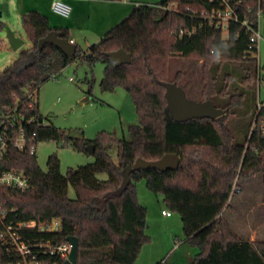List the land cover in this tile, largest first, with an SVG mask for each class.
Masks as SVG:
<instances>
[{"label":"trees","instance_id":"obj_1","mask_svg":"<svg viewBox=\"0 0 264 264\" xmlns=\"http://www.w3.org/2000/svg\"><path fill=\"white\" fill-rule=\"evenodd\" d=\"M229 3L235 18L226 30L210 19L212 10L223 8L221 0L136 4L87 51L77 45L74 56H67L53 44L40 51L39 40L50 31L60 30L69 39L70 32L66 27L51 25L48 16L38 10L22 13V28L31 45L22 48L16 60L0 71V128L7 114L18 111L25 114L26 134L36 132L37 144L46 140L71 143L84 153H89L87 146L93 144L95 160L69 167L63 173L61 159L53 152L47 170H43L36 153L10 145L0 158V173L23 170L30 184L26 189L0 184V264H62L65 258L51 250L69 244V236L78 238V264H135L143 246L152 239L146 233V208L137 197V184L142 179L153 193L163 196L171 212L181 215L186 241L198 248L191 264H264V240L244 241L222 216L236 177L264 170V139L257 129L252 130L254 118L244 142H237L227 114L243 102L241 87L234 78H240L243 84L256 76L262 80L254 55L258 49L249 46L252 30L259 27V15L264 14V0ZM5 24L0 20V30ZM182 29L190 33L180 35ZM119 48L131 53L130 64L116 66L106 55ZM175 56L189 58L195 64L203 59L201 101L212 100L226 114L188 121L171 118L163 82L180 85L185 74L179 70L174 79H169L170 60ZM81 59L91 66L96 60L104 63L100 81L103 91L123 86L130 94L137 122L129 124L121 138L106 131L94 139L75 138L49 123L40 111L41 85ZM239 61H250L255 73L233 65ZM29 118L33 121L28 122ZM113 149L117 151L116 160ZM166 153L180 157L178 170H133L130 181L123 184L124 169L137 158L155 160ZM100 173H106L107 180L100 179ZM70 186L75 190L74 198L69 196ZM54 218L60 219V229H39ZM32 221L38 227L20 229L21 238L33 251L24 258L1 233L8 225Z\"/></svg>","mask_w":264,"mask_h":264},{"label":"rangeland","instance_id":"obj_2","mask_svg":"<svg viewBox=\"0 0 264 264\" xmlns=\"http://www.w3.org/2000/svg\"><path fill=\"white\" fill-rule=\"evenodd\" d=\"M6 1L12 4L11 24H16L15 29L19 33L23 25L21 24V11L19 10V1L21 0H1L0 4ZM141 1L157 4L163 0ZM30 2L32 1L24 0V4ZM43 12L52 21L57 19L61 23L73 18V16L65 18L52 13V11ZM260 14L259 30L262 39L258 41L257 58L260 65L258 74L261 75L262 80L256 76L250 83L243 84L240 78L233 79L238 87H241L239 91L243 93V102L235 107L233 113H227L230 118L228 120L229 126L237 142H244L252 118H254L258 97L264 98V14ZM79 17L78 19H87L85 12L80 14ZM0 32L2 34L5 31L0 30ZM223 36L226 37V34L224 33ZM80 48H82V45ZM17 56L18 54L6 42V45L0 49V58H6L2 62L0 61V70H4L11 62L16 60ZM88 62L81 59L70 63L60 71L57 78L49 79L41 85L38 92L40 111L49 123H53L72 137L94 139L100 132L106 131L121 138L127 134L129 124L137 122L136 106L123 86H118L113 91H103L100 87V81L104 75V63L101 60H96L94 65L91 66ZM170 64L169 79H174L179 70L184 71L185 74L180 80V85L185 89L189 98L201 101L203 84L201 67L203 66V59L195 64L189 58L175 56L171 58ZM233 65L240 66L245 71L250 69L255 73V68L250 61L233 62ZM233 72L235 76H239L238 72ZM71 78L74 79L71 80ZM37 147V159L43 170H47V160L53 152H57L61 159V171L63 173H66L69 167L90 164L95 160L93 154L78 151L71 143L62 145L54 140H46L40 141ZM111 154L116 160V149H113ZM98 177L107 180L108 175L100 173ZM137 185L138 200L147 211L146 233L153 232L157 228L160 229L156 233L159 238L154 237L156 238L154 243L150 241L147 243L148 246L145 244L144 255L147 254L150 261H159V264H191L198 248L186 241L181 215L172 211L171 220H164L162 209H168V207L163 200V196L153 193L147 187L145 179L139 181ZM69 196L71 198L76 197L72 186L69 187ZM227 205L222 212L227 224L229 223L241 237L245 238L251 226H257L256 223L259 221L261 223L259 228L260 238L264 240V170L243 178L237 176ZM168 222L173 234L170 240L167 237L169 234L168 229H170L168 228ZM161 227H163L165 233L163 234L164 237L160 234ZM176 237L178 238L177 241L174 240ZM142 262L147 264L144 260Z\"/></svg>","mask_w":264,"mask_h":264},{"label":"built area","instance_id":"obj_3","mask_svg":"<svg viewBox=\"0 0 264 264\" xmlns=\"http://www.w3.org/2000/svg\"><path fill=\"white\" fill-rule=\"evenodd\" d=\"M223 8L214 9L211 12L210 19L211 22L215 23L217 26L222 27L223 29L228 28L229 21L232 18H235V11L230 5V0H221ZM173 4L169 6L171 8ZM72 6L66 0H52L51 10L62 17H70L72 13ZM186 32L185 29L180 30V35H184ZM262 39L261 32L259 27L252 30L251 35V46L250 49L256 47L258 49V41ZM71 42H74L71 40ZM259 50V49H258ZM255 56L257 57V52ZM261 77V75H260ZM74 78H71V80ZM18 111H12L5 117L4 126L0 128V158H3L9 147L15 146V148L20 151H29L31 154L36 153L37 142L35 141L36 132H33L32 135L28 136L23 125V120L26 118L23 113H16ZM28 122H32L33 118H29ZM42 125H46V121L42 120ZM17 125V126H16ZM11 128V131H9ZM257 129L259 136L264 139V98L258 97L256 102V110L254 114V120L252 124V130ZM0 184L15 187L19 189H26L29 187V178L23 170L11 169L0 173ZM162 214L165 216L172 215V212L169 209H162ZM38 227L37 223L32 221L28 223H19L17 226L8 225L6 230L1 233V237L5 242L11 245V248L18 251L24 258L30 255L33 251L32 248L26 244L25 241L21 238L20 229L22 228H35ZM61 221L59 218H54L48 224L39 225V229L46 231H55L60 229ZM71 250V245L63 244L51 250L52 253L58 252L65 259L68 258V255Z\"/></svg>","mask_w":264,"mask_h":264},{"label":"crops","instance_id":"obj_4","mask_svg":"<svg viewBox=\"0 0 264 264\" xmlns=\"http://www.w3.org/2000/svg\"><path fill=\"white\" fill-rule=\"evenodd\" d=\"M1 1V0H0ZM32 2L28 4H24V0L19 1V10L22 13L24 11L28 10H38L42 13L43 11H49L51 12V3L52 0H31ZM71 6H72V19H67L64 22H59L57 19L49 18L51 25L55 27H66L68 28L70 32V40H73L74 43L81 46L83 51H87L91 45H94V43L98 42L112 27H114L116 24L121 22L124 18H126L131 11L133 10V7L136 4L144 3L141 0H121V1H108V0H66ZM150 3V2H146ZM153 4V3H150ZM12 4L8 1L0 4V20H2L4 23L9 25L12 29L16 31V34L21 36L24 39L23 45L17 49L14 50L16 54H19L22 48H27L29 45H31V42L27 39L23 28L21 26V29L19 30V33L15 29L16 24H11V18H12ZM85 12L87 19H78L80 14H83ZM52 13H54L52 11ZM55 14V13H54ZM68 18V17H67ZM80 18V17H79ZM5 33V32H4ZM0 32V46L4 47L6 45V36L5 34ZM81 43V44H80ZM0 47V49H1ZM6 58H0V61H4ZM1 71V70H0ZM172 215L165 216L162 214V218L165 220H171ZM170 222V221H169ZM168 222V228H170V223ZM258 221L256 224L257 226L250 228L248 231L247 236L241 237L238 232L234 229L233 231L242 239L254 241V240H263L260 238L259 228L261 223ZM160 229H155L153 232H149L148 234L151 236V242L154 243V239L159 238L157 237L156 233ZM169 234L167 237L168 240L172 239V228L168 229ZM162 237H164L165 234L163 227H161ZM156 237V238H154ZM177 237L174 239L177 241ZM149 244H147L148 246ZM146 245L143 247L141 254L139 255L138 259L136 260L135 264H143L142 260H144L147 264H158L159 261L157 260H151L147 258L144 255ZM145 256V258H144ZM144 258V259H143ZM146 259V260H145ZM149 260V261H148ZM156 261V263H155Z\"/></svg>","mask_w":264,"mask_h":264},{"label":"water","instance_id":"obj_5","mask_svg":"<svg viewBox=\"0 0 264 264\" xmlns=\"http://www.w3.org/2000/svg\"><path fill=\"white\" fill-rule=\"evenodd\" d=\"M5 31L6 40L10 47L14 50L19 49L24 39L16 34V31L9 25L5 24L3 29ZM47 44H53L58 49L63 51L67 56H74L77 50V44L71 42L67 37L63 36L60 30H52L47 35L42 37L38 43V49L41 51ZM106 55L114 62L116 66L123 64H130L132 62L131 53L123 48L107 52ZM91 56V53L88 54ZM166 91L165 98L167 100V109L171 118L176 121H188L190 119L198 118H217L226 114V110L215 106L212 100L196 101L187 96L185 89L176 81L163 82ZM87 150L90 154H94V145L89 144ZM181 159L175 153H166L162 157L155 160H146L144 158H137L133 165H128L124 169L123 184L130 181V173L137 169L157 168L160 171L178 170ZM71 245V250L68 258L62 264H78L79 242L76 236L68 237Z\"/></svg>","mask_w":264,"mask_h":264}]
</instances>
